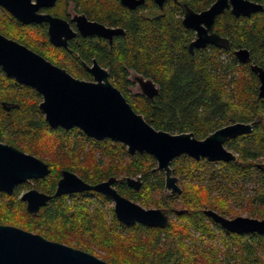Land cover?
I'll return each mask as SVG.
<instances>
[{"label":"trees","instance_id":"16d2710c","mask_svg":"<svg viewBox=\"0 0 264 264\" xmlns=\"http://www.w3.org/2000/svg\"><path fill=\"white\" fill-rule=\"evenodd\" d=\"M69 1L58 0L50 11L68 17ZM71 1L89 19L122 27L124 32L114 36L112 43L100 36L79 34L67 47L49 41L46 25L7 33L78 78L90 79L84 63L97 59L109 68L113 84L133 108L157 129L193 132L199 139L235 122L253 123V130L227 142L237 153L235 161L196 160L187 154L175 158L172 167L182 192L167 195L165 172L157 168L151 154H129L125 144L97 140L78 127L53 128L39 106L41 94L8 77L0 67L1 140L35 154L51 168L44 178L17 185L12 195L0 190V224L94 254L95 248L103 250L106 253L100 257L110 264H264V234L229 232L205 214L212 209L230 216L234 213L231 200L244 199L249 201L252 215L264 217V170L256 167L258 161H264V98L259 97L260 82L253 70V66L264 68V9L250 16H235L226 10L216 18L215 30L228 37L230 45H208L192 53L189 43L194 32L184 26L183 7L177 2L167 5L162 14L147 16L119 0ZM183 1L195 10L214 2ZM255 1L264 5V0ZM239 48L250 51L249 61L237 58ZM132 72L157 83L159 93L153 100L131 92L135 83L130 79ZM62 169L77 173L90 184L115 178L122 195L169 214L168 225L124 224L112 206L109 210L93 207L96 199L112 202L93 190L54 196L37 215L30 213L22 192L35 187L53 195ZM129 176L141 177L139 189L128 185ZM216 231L222 232V246L213 242Z\"/></svg>","mask_w":264,"mask_h":264},{"label":"water","instance_id":"95a60500","mask_svg":"<svg viewBox=\"0 0 264 264\" xmlns=\"http://www.w3.org/2000/svg\"><path fill=\"white\" fill-rule=\"evenodd\" d=\"M56 0H0V4L25 23H49V38L56 46H68V41L77 35L70 23L59 16L40 13L41 7H50ZM145 0H121V3L135 8ZM162 5L164 0H156ZM236 16H250L262 11L264 5L253 0H216L209 8L196 12L187 7L183 23L197 30V37L190 43L195 49L208 45L226 47L229 39L214 31L215 20L227 8ZM78 31L84 36L98 35L113 42V37L124 32L121 27L113 28L98 21L90 20L85 13L76 14ZM235 55L242 62L251 58L247 48H239ZM86 69L94 80L78 78L19 41L0 33V67L8 77L19 83L35 88L41 95L39 106L47 122L53 128L71 129L78 127L88 136L97 140L111 139L127 146L129 154L149 153L157 161V168L165 172L167 195L181 193L179 177L174 174L172 162L187 154L196 160L230 162L237 155L227 149L225 142L230 138L248 134L253 123L235 122L210 132L199 139L193 132L172 133L157 129L142 113L137 112L123 92L113 84L109 68L103 67L97 59ZM257 73L259 97L264 98V68L253 66ZM142 93L153 100L159 87L152 78L137 75ZM5 105V103H4ZM51 172L47 161L5 143L0 136V190L9 195L15 187L26 181L44 178ZM129 186L139 189L141 177H127ZM115 178L96 184L86 182L77 173L62 169L61 177L53 195L31 188L23 192L22 200L30 213L37 215L40 208L54 196L96 191L114 201L117 218L124 224L136 222L149 227H166L170 216L160 208H146L140 203L122 195L115 187ZM205 214L233 233L264 234V218L248 216L225 217L215 210L206 209ZM0 264H110L95 254L59 241L50 240L42 234L23 228L0 224Z\"/></svg>","mask_w":264,"mask_h":264},{"label":"flooded vegetation","instance_id":"af4514ba","mask_svg":"<svg viewBox=\"0 0 264 264\" xmlns=\"http://www.w3.org/2000/svg\"><path fill=\"white\" fill-rule=\"evenodd\" d=\"M57 1L58 0H56L55 1V4L57 3ZM120 2H121V0H119ZM216 0H214V2H215ZM253 1H255V0H253ZM32 2L33 3H37V0H32ZM173 2H177L178 3V5H181L182 7H183V14L181 15V18H182V22H183V19H184V17H185V12H186V9H187V7H189V8H191V9H193L194 11H196V12H201V11H203V10H205V9H207V8H209L212 4H210V6H208L207 8H204V9H202V10H195L187 1H183V0H164L163 1V3H162V5L161 4H159L156 0H145L142 4H139V5H137L135 8H130V7H128V6H126V5H124V6H126L127 8H129V9H141V12L143 11L147 16H150L151 14H162L164 11H166V8H167V5L169 6V5H171ZM255 2H257V1H255ZM150 3H153V6H154V8H151V5L150 6H147V4H150ZM176 3V4H177ZM55 4L53 5V6H50V7H41L40 9H39V12L40 13H49V14H51V15H53V16H59V17H62V18H64V19H66L69 23H70V26L75 30V31H77V35H79V34H81L79 31H78V28H77V22L74 20V16L76 15V14H80V13H83V12H80V11H78L77 9H76V6H75V3L73 2V1H69V5H68V11H67V15H68V17H63V16H60V15H56V14H53L51 11H50V9L52 8V7H54L55 6ZM71 6H73L74 7V10H75V13L73 14V15H71V12H70V8H71ZM226 10H230L231 11V7L230 8H227ZM225 10V11H226ZM224 11V12H225ZM232 12V11H231ZM233 14V13H232ZM8 15V16H7ZM87 16V15H86ZM219 16V15H218ZM217 16V17H218ZM236 16V15H235ZM88 17V16H87ZM89 19V18H88ZM90 20H92V19H90ZM94 21H97V20H94ZM98 22H100V21H98ZM215 22H216V20H215ZM100 23H102V22H100ZM102 24H104V23H102ZM184 24V23H183ZM37 25H46V30H47V34H48V38H49V23L47 22V21H44V22H41V23H39V22H31V23H25V22H23L22 20H20L18 17H16L13 13H11L7 8H5L3 5H1L0 4V33L1 34H3V35H5V36H7L8 38H12V39H15V38H13V37H11V36H9V34L7 33V30H10L9 32H11V30H13V29H15L16 31H19L20 29H23L24 27H35V26H37ZM105 25H107V24H105ZM7 26H8V28H7ZM107 26H109V27H113V28H117V27H119V26H110V25H107ZM184 26H185V24H184ZM186 27V26H185ZM122 28V27H121ZM186 28H188V27H186ZM188 29H191V28H188ZM191 30H193V32H194V38L192 39V41L197 37V30H195V29H191ZM214 31L215 32H217L216 30H215V24H214ZM218 33V32H217ZM76 35V36H77ZM82 35V34H81ZM117 35H119V34H117ZM117 35H115V36H117ZM221 35V34H220ZM75 36V37H76ZM84 36V35H83ZM93 36H98V35H93ZM221 36H223V35H221ZM101 37V36H100ZM223 37H226V36H223ZM104 38V37H103ZM114 38V37H113ZM228 38V37H227ZM73 39V38H72ZM106 39V38H105ZM229 39V38H228ZM16 40V39H15ZM71 40V39H70ZM69 40V41H70ZM108 40V39H107ZM49 41H50V38H49ZM69 41H68V43H69ZM109 41V40H108ZM191 41V42H192ZM51 42V41H50ZM110 42V41H109ZM190 42V43H191ZM21 43V42H20ZM52 43V42H51ZM190 43H189V45H190ZM24 44V43H23ZM53 44V43H52ZM54 45V44H53ZM229 45H230V39H229ZM228 45V46H229ZM54 46H56V45H54ZM215 46V45H214ZM228 46H226V47H228ZM56 47H63V46H56ZM220 48H223V47H220ZM190 49V48H189ZM196 50V49H195ZM237 50V49H236ZM235 50V51H236ZM35 51V50H34ZM37 52V51H36ZM40 54V53H39ZM42 55V54H41ZM45 57V56H44ZM52 62V61H51ZM93 62V61H92ZM87 63H84V66L86 65ZM92 64V63H91ZM91 64H88V65H91ZM85 68H86V66H85ZM88 71V70H87ZM89 72V71H88ZM5 73V72H4ZM90 73V72H89ZM90 75H91V73H90ZM130 79H131V77H130ZM86 80H94V78H93V76L91 75V78L90 79H86ZM132 80V79H131ZM112 81V80H111ZM260 82V81H259ZM157 84V83H156ZM42 96V95H41ZM241 136V135H240ZM238 137V136H237ZM236 138V137H235ZM231 139H233V138H230V139H228L226 142H225V146L227 147V149H229V150H231V151H233L236 155H237V153L234 151V150H232V149H230L228 146H227V142L229 141V140H231ZM207 160V159H206ZM217 162H220V161H217ZM256 167H258L259 169H262V170H264V161H258L257 162V165H256ZM115 185V184H114ZM225 217H228V218H233V217H230V216H225ZM235 217V216H234ZM254 218H257V217H254ZM264 217H261L260 219H263ZM256 233V232H255ZM243 234H249V233H243Z\"/></svg>","mask_w":264,"mask_h":264},{"label":"rangeland","instance_id":"374dc122","mask_svg":"<svg viewBox=\"0 0 264 264\" xmlns=\"http://www.w3.org/2000/svg\"><path fill=\"white\" fill-rule=\"evenodd\" d=\"M70 12H71V15H73L75 13V10H74L73 6H71V8H70ZM137 75H141V74L136 73V72H132L131 79L135 82L134 85L131 88V92L132 93H139V92L142 93L141 87H140L139 83L136 80V76ZM43 143L49 144V142L46 141V140H44ZM49 158H53L54 159L56 157H52V155H50ZM248 186H251V184H249ZM25 191H27V190H24L23 192H25ZM214 194H219V192L215 191ZM246 196L248 197V195H246ZM92 204H93V207H95V205H97L99 207L104 208L105 210H109V208L111 206L114 208V201L113 200H112V202L108 203V202H102V201L96 199L95 201H93ZM231 204H232V206L234 208V213L232 215H230V217L241 215V216L261 218L260 216H255V215L251 214V211H250L251 210V206L249 205V201L248 200L232 199L231 200ZM173 217H175V216L173 215ZM222 239H224L223 236H222V232L221 231H216V234H215L213 242L215 244H219V245L222 246ZM94 251L96 252L95 255L98 256V257L104 256L105 253H106L105 251L97 249V248H95ZM222 256L223 255L221 254L220 257L222 258ZM100 258H102V257H100Z\"/></svg>","mask_w":264,"mask_h":264}]
</instances>
